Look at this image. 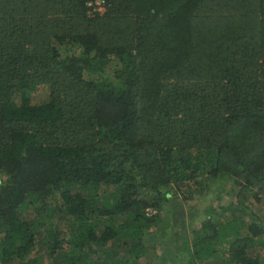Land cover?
Returning a JSON list of instances; mask_svg holds the SVG:
<instances>
[{
    "label": "trees",
    "instance_id": "1",
    "mask_svg": "<svg viewBox=\"0 0 264 264\" xmlns=\"http://www.w3.org/2000/svg\"><path fill=\"white\" fill-rule=\"evenodd\" d=\"M98 1L0 0V264H153L218 180L169 261L264 264V0Z\"/></svg>",
    "mask_w": 264,
    "mask_h": 264
},
{
    "label": "rangeland",
    "instance_id": "2",
    "mask_svg": "<svg viewBox=\"0 0 264 264\" xmlns=\"http://www.w3.org/2000/svg\"><path fill=\"white\" fill-rule=\"evenodd\" d=\"M99 2V1H98ZM96 9L98 11H103V4L96 3ZM48 90L45 87L39 89L33 96V101L40 103L43 100L47 99ZM199 192V191H198ZM197 191L192 193V199L181 205H173L169 203H165L163 209L159 212L160 217L168 220L169 222H174L176 220V225L171 229H167L163 236H161V232L153 231L151 235L154 238L153 240H162L164 241V245L161 243H156L155 247L151 249L154 253H156V260L153 264H161L164 259H168V264H172L174 256L178 257L177 253L180 249L181 243H186V241L191 240V232L195 229L196 225L198 226L200 221L206 218L205 210L209 205H213L218 207L220 204H228L229 202H236L237 195L235 194L236 189L232 188V184L228 181L221 180L217 181L214 184L210 185L209 190H207V194H201ZM150 213H155L152 208L147 209ZM262 209L261 212H263ZM171 218V219H170ZM155 234V235H153ZM169 234V235H168ZM163 237V238H162ZM158 261V263H157ZM153 262L151 259L150 264Z\"/></svg>",
    "mask_w": 264,
    "mask_h": 264
},
{
    "label": "built area",
    "instance_id": "3",
    "mask_svg": "<svg viewBox=\"0 0 264 264\" xmlns=\"http://www.w3.org/2000/svg\"><path fill=\"white\" fill-rule=\"evenodd\" d=\"M99 2H100L101 4H103V1H102V0H100Z\"/></svg>",
    "mask_w": 264,
    "mask_h": 264
}]
</instances>
